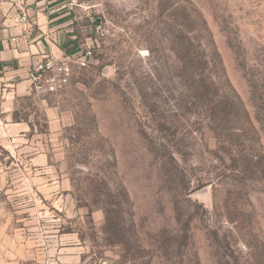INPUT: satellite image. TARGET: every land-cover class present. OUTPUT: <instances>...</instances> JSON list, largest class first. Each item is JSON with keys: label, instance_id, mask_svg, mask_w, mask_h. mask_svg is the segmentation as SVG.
Wrapping results in <instances>:
<instances>
[{"label": "rangeland", "instance_id": "374dc122", "mask_svg": "<svg viewBox=\"0 0 264 264\" xmlns=\"http://www.w3.org/2000/svg\"><path fill=\"white\" fill-rule=\"evenodd\" d=\"M68 3L87 65L3 108L0 264H264V0Z\"/></svg>", "mask_w": 264, "mask_h": 264}, {"label": "crops", "instance_id": "0c3cea01", "mask_svg": "<svg viewBox=\"0 0 264 264\" xmlns=\"http://www.w3.org/2000/svg\"><path fill=\"white\" fill-rule=\"evenodd\" d=\"M24 1L29 12L24 28L13 26L11 5L0 3V121L7 112L3 109L7 96L29 88L26 73L37 60L44 55L82 53L84 45L72 27L68 0ZM13 124L11 129L21 126Z\"/></svg>", "mask_w": 264, "mask_h": 264}, {"label": "built area", "instance_id": "2783aa9c", "mask_svg": "<svg viewBox=\"0 0 264 264\" xmlns=\"http://www.w3.org/2000/svg\"><path fill=\"white\" fill-rule=\"evenodd\" d=\"M0 3L11 5L12 15L10 19L13 26L26 27L29 23L28 3L24 0H0ZM90 55L91 51L88 48L78 54L44 55L26 73L25 79L29 89L47 93H55L63 89L72 76L73 65L86 66L87 57Z\"/></svg>", "mask_w": 264, "mask_h": 264}]
</instances>
